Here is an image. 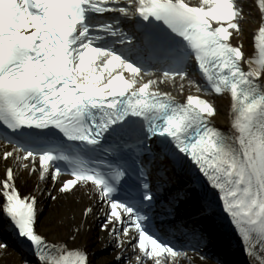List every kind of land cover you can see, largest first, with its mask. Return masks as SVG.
I'll return each mask as SVG.
<instances>
[{
  "label": "snow or ice",
  "instance_id": "snow-or-ice-1",
  "mask_svg": "<svg viewBox=\"0 0 264 264\" xmlns=\"http://www.w3.org/2000/svg\"><path fill=\"white\" fill-rule=\"evenodd\" d=\"M248 7L245 0H0V125L5 133L54 127L70 141L95 146L128 117L145 121L147 139L166 137L172 149L154 151L143 141L126 145L151 153L147 166L139 169L144 200L149 205L154 200L152 172L172 182L165 174L187 157L195 166L189 169L194 182L180 195L201 187L202 176L213 192L208 196L202 189L200 214L230 222L250 264H264V0H255L252 11ZM90 10L161 22L183 41L207 85L184 72L142 70L111 50L94 47L83 25ZM253 14L255 57L245 45ZM121 35L122 43H135ZM145 42L165 47L150 35ZM224 99L227 113L218 104ZM222 116L227 128L217 124ZM105 153L118 155L119 145ZM92 163L103 165V171L82 158L35 152L0 135V210L32 242L39 264H93L79 244L92 220H99L102 246L114 249L104 264H213L197 251L146 234L142 204L113 199L131 173L107 158ZM33 178L35 185L22 191L21 183ZM45 193L54 202L79 207L83 219L68 232L71 243L46 235ZM173 209L174 200L161 215L171 216ZM194 235L206 242L203 233ZM7 248L0 242V252Z\"/></svg>",
  "mask_w": 264,
  "mask_h": 264
},
{
  "label": "bare ground",
  "instance_id": "bare-ground-1",
  "mask_svg": "<svg viewBox=\"0 0 264 264\" xmlns=\"http://www.w3.org/2000/svg\"><path fill=\"white\" fill-rule=\"evenodd\" d=\"M249 7L246 8V11H252V7L249 4H246ZM256 22V15L253 14L251 24L247 28V34L246 37H248L250 31L253 28V24ZM220 107L222 108V111L225 113L227 108V99L219 101ZM218 121H225V118L222 116ZM36 183V180L30 179L26 180L21 183V187L23 190H29L32 188ZM45 195V194H44ZM86 202V198H85ZM43 208H44V214L43 216L48 219V227L44 229L45 233L47 235H50L53 238L59 239L65 237V239L70 240V237H68V232L72 230L73 226L83 219L80 214V209L77 207L75 202H69L67 200H61L60 202H54L51 199L47 198L43 202ZM92 221H89L87 225H91ZM91 233H87L86 229L84 230V234L81 235L79 239V244L81 243H88L90 241V245L93 246V249L96 250L102 248L101 241L99 239V236L101 235L99 231H93L91 230ZM1 242V241H0ZM92 248V247H91ZM109 249H113L111 247H108ZM112 254V252H107L102 260L106 257H109ZM0 264H20L18 259H16L11 252L8 251V249L4 252H0Z\"/></svg>",
  "mask_w": 264,
  "mask_h": 264
}]
</instances>
